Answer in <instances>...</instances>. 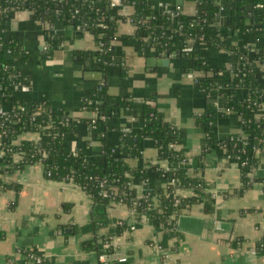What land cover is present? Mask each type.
Returning <instances> with one entry per match:
<instances>
[{"label":"crops","instance_id":"1","mask_svg":"<svg viewBox=\"0 0 264 264\" xmlns=\"http://www.w3.org/2000/svg\"><path fill=\"white\" fill-rule=\"evenodd\" d=\"M147 3L156 13H163L165 8L178 9L192 18L199 12L196 0ZM114 8L123 18L115 21L112 62L106 72L101 71L96 59L101 41L91 32L77 25L59 24L64 38L58 48L45 55L46 15L39 19L31 9H23L4 17L6 37L12 36L21 50L17 64L27 89L20 92L28 101L46 104L71 122L74 130L68 140L70 148L99 162L103 141L117 145L121 130L140 129L143 105L150 103L180 133L176 150L183 160L176 168L179 177L174 182L175 194L196 196L198 201L176 217L174 228L154 226V209L139 212L117 200L97 202L76 185L45 177L41 163L8 172L0 170V264H100L98 256L104 250L101 239L107 236L125 257L107 264H264V254L254 251L255 245L264 240V149L258 155L252 185L237 193L238 163L222 148H205L207 132L198 122L201 114L217 107L220 110L223 101L197 89V72L190 58L144 47L127 38L135 31L128 19L133 8L122 4ZM230 16V9L221 7L217 19L208 25L209 33L228 45H247L252 50L257 46L264 52V34H245L231 28ZM250 21L244 19L245 23ZM203 55L215 66L226 67L234 61L224 48L205 46ZM257 64L263 74L264 58ZM100 83L107 94L128 104L101 120L98 128L102 134L93 136L87 122L94 113L88 95ZM247 117L264 118V100L259 108L248 110ZM212 126L217 138L248 136L241 115L234 111L217 116ZM39 138L37 131L22 130L11 137L10 144ZM139 146L138 155L124 158L130 168L145 170L143 177L133 178L130 184L137 198L145 187H165V179L153 166H167L157 161L152 139L142 137ZM21 157V153L13 154L14 161ZM187 178L199 179L202 188L186 187Z\"/></svg>","mask_w":264,"mask_h":264},{"label":"trees","instance_id":"2","mask_svg":"<svg viewBox=\"0 0 264 264\" xmlns=\"http://www.w3.org/2000/svg\"><path fill=\"white\" fill-rule=\"evenodd\" d=\"M246 1L252 4L250 11L244 8ZM196 2L199 12L191 18L181 12L174 17L164 12L156 13L147 0H121L122 5L133 8L128 19L135 31L133 36L127 38H134L144 47H155L167 53L178 52L190 58L192 69L197 72L194 78L197 89L209 98L216 94L223 101L222 109L201 114L198 122L207 132L205 148H222L238 163L240 187L236 192L241 193L255 180L253 172L258 155L264 149V118L247 117L248 110L259 108L264 100V73H261L257 64L264 58V52L257 46L252 50L247 45H228L222 38L211 35L208 25L217 19L219 9L225 7L231 12V28L245 34H264V0ZM259 3L261 7L257 6ZM0 9V106L6 109L10 118L9 122L6 121L0 126V170L8 172L13 168L38 162L42 164L43 173L48 179L76 185L97 202L117 200L139 212L154 209L155 212L151 214L154 226L174 228L173 221L176 217L198 201V198L175 194L174 182L179 177L176 168L183 160L176 150L180 133L175 126L160 117L153 105L144 103L140 129L121 130L117 145H109L103 141V157L99 162L84 155L81 150L70 148L68 140L74 130L71 122L56 114L46 104L28 101L20 90L13 87L15 83H24L25 79L17 64V55L21 54V50L12 36L6 37V28L2 23L4 17L12 11L31 9L39 19L47 16L45 55L58 48L64 38L59 24L77 25L91 32L101 41L96 59L102 72H106L112 62L110 53L113 48L112 41L116 38L115 21L123 17L116 14L115 8L109 5V0H0ZM246 17L251 20L250 23L244 22ZM185 46H191V50L183 51ZM205 46L228 49L234 56V61L226 67L212 65L203 55ZM88 101L91 102L90 109L96 110L98 116L115 114L120 107L128 104L125 99L107 94L105 86L92 90ZM96 101L98 102L95 103ZM224 109L241 115L244 129L248 133L247 138L215 136L213 121L225 113ZM87 122L91 135L102 134V129L98 128L101 119L97 117L94 122L92 119ZM22 130L37 131L40 138L36 141H21L12 146L11 137ZM142 137L152 139L157 150V161L167 163L166 167L159 163L153 166L155 173L165 179L166 185L163 188L145 187L142 195L137 198L133 196L129 183L135 177H143L145 170L130 168L124 158L138 155ZM14 153L22 154L19 161H14ZM184 185L188 188H202V183L197 178H187ZM101 191H106L105 195ZM101 240L103 243H111L109 236ZM87 246L97 249L92 243ZM255 246L258 247V244ZM105 251H114L112 244ZM261 252L264 254V249Z\"/></svg>","mask_w":264,"mask_h":264},{"label":"built area","instance_id":"3","mask_svg":"<svg viewBox=\"0 0 264 264\" xmlns=\"http://www.w3.org/2000/svg\"><path fill=\"white\" fill-rule=\"evenodd\" d=\"M120 4H121V0H109V5H110L111 7H113V8L116 7V6H118V5H120ZM257 6H258V7H261L262 5L259 3V4H257ZM164 13H167L169 16L174 17V16L178 15V14L180 13V11H179L178 9L172 10V9H170V8H165ZM190 50H191V46H185V47L183 48V51H185V52H188V51H190ZM8 51H9V50H8ZM103 85H104L103 83H100V84L98 85L97 88H101V86H103ZM13 87H14L15 89H17V90H21V91H22V90L24 91V90L27 89V86L24 85L23 83H20V82H19V83H15V84L13 85ZM212 96H214V97H210V98H212V99H217V98H219V99H220V97H218L216 94H214V95H212ZM97 102H98V101H96L95 103H97ZM218 109H219V108L217 107V110H218ZM221 109H222V108H221ZM224 110H225V112L230 111L229 109H224ZM93 112H94V113H93V117H92V121H93V122L95 121V119H96L97 117H98L99 119H101V120H104L105 117H106V116H104V115L98 116V113H97L96 110H94ZM0 120H1V122H0V126H3V125H4V122H6V121L9 122V120H10L8 112H7L6 109L3 108L2 106H0ZM126 130H127V129H123V131H126ZM100 185L102 186L103 183H100ZM129 185H130V183H129ZM105 193H106V191H101V194H102V195H105ZM109 244H111V243H104V250H103L102 252L99 253L98 258H99V262H100V264H107L110 260H114V259H117V260H124V259H125L124 255L118 253L115 247H114V251H112L111 253H106L105 250H106V248L108 247ZM257 244H258V247L255 246L254 251H256V252H261V251L264 249V240L259 241ZM27 257H28L29 259H31V260L36 261V262L39 261V259H37V258H36L35 256H33V255H28Z\"/></svg>","mask_w":264,"mask_h":264},{"label":"water","instance_id":"4","mask_svg":"<svg viewBox=\"0 0 264 264\" xmlns=\"http://www.w3.org/2000/svg\"><path fill=\"white\" fill-rule=\"evenodd\" d=\"M244 8L246 11H250L252 9V4L251 3H245Z\"/></svg>","mask_w":264,"mask_h":264}]
</instances>
